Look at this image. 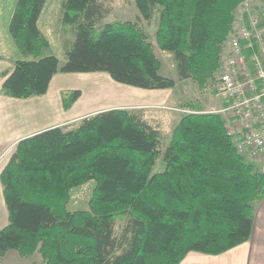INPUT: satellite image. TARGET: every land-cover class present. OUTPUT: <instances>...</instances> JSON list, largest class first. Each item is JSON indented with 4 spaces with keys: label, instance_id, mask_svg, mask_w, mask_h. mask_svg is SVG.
<instances>
[{
    "label": "trees",
    "instance_id": "16d2710c",
    "mask_svg": "<svg viewBox=\"0 0 264 264\" xmlns=\"http://www.w3.org/2000/svg\"><path fill=\"white\" fill-rule=\"evenodd\" d=\"M45 1H15L8 32L23 58L4 71V95H42L58 72L104 71L140 88L174 86L138 20L100 22L102 0H63L61 22L73 25L72 43L62 62L46 53L38 25ZM245 2L264 8V0H134L145 20L158 10L157 46L173 53L178 78L200 89L220 70ZM80 94L64 92L63 108ZM191 107L163 148L158 129L126 107L20 139L0 173L8 211L0 255L37 253L34 264H179L189 251L216 255L246 241L264 196V167L237 151L220 113ZM158 156L163 168L155 172ZM88 180L95 182L88 209L69 210L70 189ZM119 217L126 221L117 234Z\"/></svg>",
    "mask_w": 264,
    "mask_h": 264
},
{
    "label": "rangeland",
    "instance_id": "374dc122",
    "mask_svg": "<svg viewBox=\"0 0 264 264\" xmlns=\"http://www.w3.org/2000/svg\"><path fill=\"white\" fill-rule=\"evenodd\" d=\"M15 1L0 0V67L6 69L13 66L14 60L23 58L8 32V22ZM62 1L46 0L38 18L39 28L49 43L45 52L55 55L60 62L64 60V46L70 47L74 36L73 25L61 22ZM102 5L105 14L100 20L101 23L117 19L138 20L148 34V39L153 45L156 56L161 61L160 73L173 78L175 80L174 86L172 88L158 89L140 88L118 82L104 71L83 72L84 74L58 72L52 80L49 90L50 93L53 92L55 94L54 103L57 108L52 106L51 109L47 108V111L42 110L41 113H44V118L47 120L61 118L63 115L62 94L74 89H80L82 97L79 100V104L83 106L94 104L95 107L112 108L118 104L130 102L131 107L129 109L137 111L136 113L158 129L160 147L163 148L167 144L172 128L181 114L192 111V104H195L204 112L220 113L219 110L223 106V98L217 96L214 91L217 72L214 79L209 81L204 89H200L190 79H179L176 73L173 53L161 50L157 46L155 30L158 24V10H154L152 17L149 20H145L138 17L139 12L134 0H102ZM226 47L227 44H225L223 59ZM79 121L75 120L67 124V129L76 126ZM255 163L259 168H263L264 159L261 158ZM162 168L163 162L161 156H158L153 171H160ZM94 183V180H88L71 188L67 208L69 210L88 209V200ZM125 221V218L119 217L116 219L115 232L117 234L121 231ZM33 255L32 259L36 261L34 263H40L39 254L35 253Z\"/></svg>",
    "mask_w": 264,
    "mask_h": 264
},
{
    "label": "built area",
    "instance_id": "2783aa9c",
    "mask_svg": "<svg viewBox=\"0 0 264 264\" xmlns=\"http://www.w3.org/2000/svg\"><path fill=\"white\" fill-rule=\"evenodd\" d=\"M214 84L223 98L219 112L237 151L264 159V8L245 2L227 40ZM264 167V164H263Z\"/></svg>",
    "mask_w": 264,
    "mask_h": 264
},
{
    "label": "crops",
    "instance_id": "0c3cea01",
    "mask_svg": "<svg viewBox=\"0 0 264 264\" xmlns=\"http://www.w3.org/2000/svg\"><path fill=\"white\" fill-rule=\"evenodd\" d=\"M6 70V68L0 67V86L4 79L3 73ZM76 73L84 74L83 72ZM56 74L52 76L47 91L42 95L15 98L4 95L0 90V173L20 139L44 128L67 125L97 111L110 108L95 107L94 104L80 105L81 92L69 108L65 109L62 106L63 115L61 118L47 120L41 111H47V108L51 109L52 106L56 107L55 94L49 91ZM113 107L129 108L131 104L126 102ZM7 223L8 211L0 182V228ZM34 262L36 261L32 259V256L21 258L14 249H8L3 255H0V264H34ZM179 264H264V196L255 205L251 233L246 241L216 255L189 251Z\"/></svg>",
    "mask_w": 264,
    "mask_h": 264
}]
</instances>
